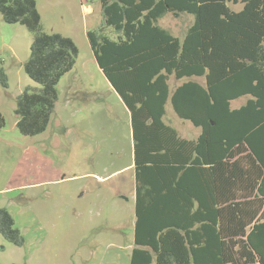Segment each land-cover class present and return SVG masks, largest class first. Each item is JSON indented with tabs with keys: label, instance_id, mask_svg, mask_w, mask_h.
<instances>
[{
	"label": "trees",
	"instance_id": "1",
	"mask_svg": "<svg viewBox=\"0 0 264 264\" xmlns=\"http://www.w3.org/2000/svg\"><path fill=\"white\" fill-rule=\"evenodd\" d=\"M100 2L103 24L87 37L131 112L135 142L130 264H264V0ZM169 13L193 16L182 37L159 24ZM0 14L34 34L23 67L41 87L25 88L15 113L19 132L36 136L50 124L58 84L79 49L70 37L44 31L36 0H0ZM194 76L204 83L170 87L171 77ZM0 83L8 87L2 67ZM168 103L201 129L196 138L180 137L165 121ZM5 124L0 111V129ZM0 234L25 243L1 205Z\"/></svg>",
	"mask_w": 264,
	"mask_h": 264
},
{
	"label": "rangeland",
	"instance_id": "2",
	"mask_svg": "<svg viewBox=\"0 0 264 264\" xmlns=\"http://www.w3.org/2000/svg\"><path fill=\"white\" fill-rule=\"evenodd\" d=\"M36 3L44 31L58 32L70 37L79 49L73 72L67 73L58 84V87H62L61 84L64 83L62 98L66 89H73L79 81H84L76 77L83 71L87 76L85 83L88 84L79 85L80 88H105L108 81L99 72L87 37L88 31H97L103 24L100 0H36ZM192 21L193 16L190 14L175 17L169 13L159 20V24L173 34L182 36ZM105 33L114 36L111 29H107ZM33 38L34 34L26 26L6 23L0 14V67L3 68L8 81L7 88L0 83V111L6 120L5 126L0 129V187L3 186L1 179L4 174L11 172L19 162L22 152L32 147L34 152L49 157V160L56 163L61 161V167H75L76 152L66 148L69 144L65 140L69 138L70 133L78 134L79 131L82 137L87 139L86 142L90 140L91 144L96 145L92 155L82 159L87 165L81 166L99 170L111 165L110 168L114 171L127 164L133 150V138L128 134L129 115L124 103L116 102L118 100L111 94L107 95V102L97 105L100 106L101 112L92 111L90 114L91 110H87L89 115L77 120L78 125L74 126V119L82 116L77 115L78 117L73 119V113L69 110L65 117H60L66 125L64 132L52 141L49 140L51 143L62 142L58 152L51 150L49 141H45L49 138V131L36 136H24L19 132L18 117L15 113L17 96L27 87H41L26 74L23 67L30 56ZM187 79L204 83L203 77L194 76L183 80L171 77L170 87L174 88ZM86 94L81 93L77 98H86ZM246 99L247 97H242L234 100L231 105L238 107ZM84 107L86 110L87 106ZM62 112L63 109H59V114ZM165 121L175 126L181 137L194 139L201 131L189 120L180 119L170 103L166 105ZM69 176L68 172L62 174V177ZM35 177L34 174L31 175L27 184L18 188L13 187L16 183L14 180L11 186L13 188L0 191V205L10 211L25 238L24 245L17 246L0 234V264L115 263L108 244L120 239V234L115 229L117 225H122V243L127 244L132 239L134 200L114 197L111 203L107 202L104 207H100L98 204L93 205L90 194H87V197L76 195L77 186L87 181L93 183L94 178L66 179L60 189H57L42 186ZM121 263L124 264V261Z\"/></svg>",
	"mask_w": 264,
	"mask_h": 264
},
{
	"label": "crops",
	"instance_id": "3",
	"mask_svg": "<svg viewBox=\"0 0 264 264\" xmlns=\"http://www.w3.org/2000/svg\"><path fill=\"white\" fill-rule=\"evenodd\" d=\"M187 14V13H183ZM182 15V14H181ZM180 15V16H181ZM179 16V17H180ZM192 23V22H191ZM191 23L189 25H191ZM189 25L185 28V31L189 27ZM184 31V33H185ZM182 33V36L184 35ZM175 35V34H174ZM177 36V35H176ZM179 36V37H182ZM73 72V71H72ZM71 72V73H72ZM99 72L102 73V75L105 77L101 69L99 68ZM81 72L80 76L76 75V77H79L82 79L83 82L79 81L77 84L74 85L73 89H66L65 94L62 98V89L65 87L63 86L64 83L61 84L62 87H58L59 97L58 101L56 102L55 111H54V118L52 116V119L50 121V124L48 128L45 131H49V138H46L45 141H52L54 137L60 136L64 132V128L66 125L61 121L60 117H65L66 113L71 111L73 113V119L77 118L78 116H82L81 118L74 119V126L78 125V121L82 118H85L88 116L87 110L92 111H99L100 106H97L100 103L107 102L108 94L113 95L114 98H116V102L124 103L121 96L118 94V92L113 88L112 84L108 81V84L105 88L100 87H84L80 88L79 85L83 86L88 84L85 83V77L86 74H83ZM68 83L71 84V81L68 79ZM97 85V84H96ZM68 87L70 85H67ZM84 89V90H83ZM69 91V93H68ZM82 94L87 93L86 98L78 97L77 95L81 96ZM71 95V96H70ZM90 95H93L90 97ZM97 95V96H95ZM76 97V98H75ZM61 101V102H60ZM77 102V103H76ZM126 111L128 112L129 119V136L131 135V138H133V126H132V118H131V112L129 108L126 106V104H123ZM86 107V110L84 109ZM97 106V108H96ZM95 108V109H94ZM59 109L63 112L59 114ZM78 115V116H77ZM67 122V120H66ZM167 122V121H166ZM168 123V122H167ZM169 124V123H168ZM171 125V124H169ZM173 126V125H172ZM175 128V126H173ZM44 131V132H45ZM43 132V133H44ZM42 134V133H41ZM81 137H79V136ZM48 137V136H47ZM181 137V136H180ZM185 139H192L187 137H182ZM89 139V138H88ZM87 139L85 137H82V133L79 131L77 133H70L69 138L65 140L69 144V146H65L66 148H69L70 151L75 150L76 155V166L73 168H66L61 167L60 163H56L52 160H49L50 158L47 156H44L43 154H38L33 151V147L31 149H28L27 151L22 152L21 158L19 162L14 166L11 172H8L4 174V176L1 179V182L3 183V186L0 187V191L9 190L13 187H22L27 184V181L30 180L31 175H35V179L40 181L42 186L47 187H57V189H60V185H62V182H64L66 179H81V178H87L91 177L94 178V182L91 183L90 181H87V183L83 185L77 186L76 195L87 197V194H90L92 197L91 201L94 204H98L100 207H104L107 202H112L114 197H118L121 199H127L131 198L134 200V218H133V237L130 239L127 244L122 243V237L121 235L123 231L121 229L122 225H117L115 229L120 234L118 241H112L108 244V247H111V254H113L111 257L116 261L113 264H122L121 262L124 261V264H130V255L132 252V249L134 247V230H135V223H136V214H135V202H136V183H135V142L134 138L132 139L133 142V150L130 153V160L127 164L123 165L120 168H117V170H111L110 166H104L102 169H92L90 167L84 166L81 164H86L85 161L82 159H86L88 156L92 155L94 149H96V145L91 144V141L89 140L86 142ZM50 143L51 150L58 152L61 148L62 142H55ZM131 147V146H130ZM110 153V152H109ZM23 163V164H22ZM94 164V163H93ZM91 166V165H88ZM70 174L69 177H62V174H66V172ZM39 178V179H37ZM16 180V183L13 184V181ZM94 201V202H93ZM16 221V220H15ZM119 222H121L119 220ZM122 224V222H121ZM123 245H127L124 247ZM111 258V259H112Z\"/></svg>",
	"mask_w": 264,
	"mask_h": 264
}]
</instances>
